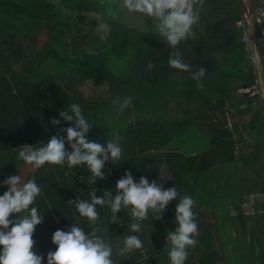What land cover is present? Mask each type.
Here are the masks:
<instances>
[{
	"label": "trees",
	"instance_id": "1",
	"mask_svg": "<svg viewBox=\"0 0 264 264\" xmlns=\"http://www.w3.org/2000/svg\"><path fill=\"white\" fill-rule=\"evenodd\" d=\"M246 5L244 0H202L200 5L193 4L199 18L174 49L156 30L144 32L118 21L101 0H0V163L9 167L0 169V181L10 176V171H17L22 182L35 178L40 186L41 195L34 206L43 215V221L33 236L38 254L46 257L49 251H54L51 242L54 231L68 230L76 222L78 214L70 200L90 199L93 188L97 196L104 190L114 196L116 180L129 170L137 180L147 176L149 181L157 180L165 188L175 186L181 195L193 199L197 243L187 249L185 264H241L237 255L231 259L228 252V244L235 245V238L231 240L222 232L226 228L231 230L228 221L232 218L223 202L224 193L231 196L230 205L237 209L236 219L246 230L242 204L235 202L239 193L232 188V176L237 174L239 162L228 118L233 122L235 115H250L247 128L255 140L254 153L241 159L244 168L264 159V114L256 107L258 97L238 91L256 88L252 54L245 49L236 26L239 12ZM75 17L89 19L94 28L108 27L104 39L99 31L93 33L88 51L82 56L67 43ZM43 29H47L49 38L32 64L27 51L37 45ZM258 38L264 63V25ZM177 50L190 66L189 71L168 64ZM126 58L131 59V72L114 74L110 60ZM54 63L63 69L62 73L68 71L87 83L105 88L108 101L81 94L74 96L58 82V73L50 66ZM201 68L203 75L194 78ZM126 97L131 100L121 112L119 103ZM72 103L79 104L93 123L89 136L100 143L118 128V120L112 123L109 114L136 118L135 127L130 125L125 136H132V141L136 138L137 150L135 143L131 147L127 141L128 153H123L105 171V178L95 184L83 165L69 169L66 165L46 164L34 170L17 159L21 148L47 142L57 134L50 120L59 119L58 113ZM68 126L69 123L62 122L59 127ZM189 137L194 138L190 141L192 145L186 142ZM199 143L201 147H196ZM166 150L171 152L162 153ZM205 158L204 171L200 172ZM216 165L220 167L218 175ZM218 176L225 181L216 188ZM5 190L6 187L0 188V192ZM261 192L264 194V182ZM175 203L170 202L159 219L149 213L161 241L157 254L148 250L147 264L169 262L163 230L175 227ZM256 208H262L264 214V204H257ZM97 211V234L112 247L113 264H142L139 261L143 260L142 249L123 255L119 251L125 236L140 233L130 230L133 222L130 210L117 213L120 224L110 223L112 214L107 207L97 206ZM79 222L85 231L93 227L82 218ZM249 233L253 255L254 229H249ZM250 258L264 264V251Z\"/></svg>",
	"mask_w": 264,
	"mask_h": 264
},
{
	"label": "clouds",
	"instance_id": "2",
	"mask_svg": "<svg viewBox=\"0 0 264 264\" xmlns=\"http://www.w3.org/2000/svg\"><path fill=\"white\" fill-rule=\"evenodd\" d=\"M121 7L128 13L151 18L159 36L174 49L199 18L193 10L192 0H122ZM168 64L178 70H190V66L180 58L178 50L171 54ZM203 72L201 68L194 78L203 75ZM130 100L131 97L124 98L119 103V111L127 108ZM58 116L59 119L50 120L57 134L47 142L21 148L17 159L31 165L34 170L46 164L66 165L69 169L83 165L91 173L93 184L104 179L105 164L111 161L115 165L122 157L121 138L114 134L105 143L91 139L89 133L93 123L85 117L77 103L70 104ZM62 122L70 126L59 127ZM5 187L6 190L0 193V264H45V261L46 264H113L112 247L103 236L97 234V206L110 209V223L116 224H120L117 213L123 209L130 210L134 221L129 226L130 230L139 233L149 213L152 218L159 219L168 204L175 201V227L167 230L165 236L169 264H185L187 249L197 243L198 226L192 211L193 199L189 195H181L175 186L165 188L163 183L149 181L147 176H140L137 180L131 171L125 170L115 182L114 196L109 190L97 196L93 188L89 193L90 199L69 201L74 205L78 218L68 230L54 231L51 242L55 250L49 251L45 257L38 254L33 239L36 227L43 221V215L34 206L41 195L40 186L35 178L22 182L20 175H10L0 181V188ZM13 214L14 217L10 218ZM81 218L93 225L91 230L85 231L80 226ZM122 244L119 249L121 255L143 248V241L135 234L125 236Z\"/></svg>",
	"mask_w": 264,
	"mask_h": 264
},
{
	"label": "rangeland",
	"instance_id": "3",
	"mask_svg": "<svg viewBox=\"0 0 264 264\" xmlns=\"http://www.w3.org/2000/svg\"><path fill=\"white\" fill-rule=\"evenodd\" d=\"M101 1L105 5H107L108 12H110L118 21L124 23L127 26L138 29L140 31L154 32L155 24L153 23L152 19L148 17H142L140 14L128 13L126 9H123L121 7L122 0H101ZM88 21L89 19L86 18L84 20H80L75 17L74 28L72 29V31L68 33V37H67V43L70 45V48L71 49L74 48L79 53L80 56L84 55V53L88 51V44L90 43L91 37L93 36L94 32L99 31L98 33L103 39L107 36V32H108L107 27L105 28L103 25H98L96 26V28H94L93 23H90ZM48 38H49V34L47 29H43L40 32L37 45L34 48H31L27 51L28 59L32 62V64L36 63L35 61L36 54L38 51H40L43 48L44 43L48 40ZM254 55H258V53H255ZM130 60L131 59L129 58L110 60V66L112 72L116 75H123L131 72L132 67ZM258 61H260V57L259 59L256 58V62ZM256 62H254V65ZM25 63L27 62L25 61ZM50 66L52 69L54 68L53 69L54 72L58 73L57 75L58 82L62 84L67 90H69L74 96L81 94L85 98L92 96L99 97V99L101 100L105 99L106 97L108 98L105 88L95 86L92 83H87L79 79V76L69 73L68 71L62 73L61 71H63V69L60 70L55 63L51 64ZM257 106L258 104L256 105V107ZM231 127L233 126L231 125ZM191 140H194V138L189 137L186 142L192 145V143H190ZM197 146L201 147V144L199 143L198 145H196V147ZM235 152H236V148H235ZM246 153L248 154V151H246ZM263 166H264V162H261L258 165L259 169H263ZM203 167L204 164L202 161L199 169H202ZM251 190H252L251 188L248 189V192H250ZM257 203L258 202H256V204ZM256 204H255L256 210L254 209V213L249 214V216H246L247 214L245 215L246 230L242 227V224L240 223L239 220H237L233 224L231 230H229L228 228L224 230L222 229V232L226 236H228L229 239L233 240L235 238L236 244L234 245L229 243L228 252L230 254L231 259L235 255H237L238 258L241 260V264H252V262L259 264L260 262L259 259L253 261L251 260L250 257L259 255L261 250L264 251V214H262V211H259L256 208ZM261 209L262 208H260V210ZM251 228L254 229L255 231V239L253 245L256 247V252L253 255L250 253L251 236L249 233V229ZM167 230H168L167 227H165L163 232L165 233L167 232ZM138 236H140L141 240L145 243L143 244L142 249H145L146 252H148V250H152L156 254L158 253L157 246L160 243L161 239L159 238V234L156 233V227L154 221L151 220L149 217L147 220L143 222L142 232H140ZM260 245H262L261 250H260ZM167 264H169V262H167Z\"/></svg>",
	"mask_w": 264,
	"mask_h": 264
},
{
	"label": "crops",
	"instance_id": "4",
	"mask_svg": "<svg viewBox=\"0 0 264 264\" xmlns=\"http://www.w3.org/2000/svg\"><path fill=\"white\" fill-rule=\"evenodd\" d=\"M96 15V14H95ZM108 28V27H107ZM154 31L156 30V26L154 27ZM262 44V42H261ZM263 45V44H262ZM260 61L256 62L254 65V70H255V77H256V88L254 90V94L258 97V106L257 108L261 110V112L264 114V63L262 60V55H261V50H260ZM259 59V57H258ZM102 88V87H101ZM95 97V96H92ZM105 98V97H104ZM109 98H105L103 100H107L108 101ZM111 102V101H110ZM234 112V111H232ZM231 112V113H232ZM110 118V121L113 123L114 120H118V128L116 129V131H111V127L110 129V134L108 135V139H112L114 137V134L116 136H119L121 138V146L123 148V153H128V146L126 144L127 141H129V143L132 145L137 144V140L136 138H134V141H132V136H125V131L127 129H129L130 125H133V127H135V123H136V118L134 116H124L122 114H118L117 116L113 115V114H109L108 115ZM250 119V115H235L233 122L231 121L230 118H228V123H231V125L233 127H235V129L231 126H229V128L234 131V137L236 140V152H235V157L236 160L239 162V170L237 172V174L232 176V181L234 183H232V188L235 191V193L238 191L239 195L237 200H235V202L237 203H243L248 196L250 195H257L259 196H264L263 192H261V185L264 182V166L263 169H259L258 165L261 162H264V159L256 162L254 165L251 166H247L246 168H244L243 166V162H241L242 158H246L249 157L250 155H252L254 153V144H255V140L253 135L251 136V134H249V130L247 128V123L249 122ZM169 136V135H168ZM170 136L174 137V133H171ZM169 137H167L168 139ZM105 140L104 143L107 141ZM137 150V145L134 147ZM246 151H248V154L246 153ZM171 151L166 150V151H162V153L164 154H169ZM206 158L205 160H203V164H205ZM113 165V163L111 161L107 162L105 164V167L103 169V171H107L111 166ZM9 168L7 165H3L0 163V169L3 168ZM257 167V168H256ZM205 166L200 169V172L204 171ZM220 171V167L219 165H216V175L219 174ZM11 175H17L18 172L17 171H10ZM225 181V179H222L220 176H218V180H216L215 183V187H218L219 183H223ZM252 189L250 192H248V189ZM233 191V192H234ZM2 193V192H0ZM224 200L223 202L227 205L226 207L229 210V216L232 217L230 221H228L231 225V227H233V224L238 220L236 219L237 216V209L235 206L230 205L231 204V196L229 195V193L225 194L224 193ZM257 202V200H256ZM257 204H261V203H257ZM243 209V208H242ZM263 214V213H262ZM245 215V214H244ZM249 216V215H246ZM245 216V219H246ZM13 216H10V218H13ZM224 217V216H223ZM226 219V218H224ZM230 219V218H228ZM227 223V222H225Z\"/></svg>",
	"mask_w": 264,
	"mask_h": 264
},
{
	"label": "built area",
	"instance_id": "5",
	"mask_svg": "<svg viewBox=\"0 0 264 264\" xmlns=\"http://www.w3.org/2000/svg\"><path fill=\"white\" fill-rule=\"evenodd\" d=\"M244 1L247 3V8L252 5V2H250L249 0ZM259 1L260 5H257L251 11L241 13L240 18L236 22L237 28H239V30L241 31L242 41L245 43V49L253 55V63L256 62V58L258 59V56L260 54V43L258 33L264 25V0ZM192 2L193 4L200 5L202 0H192ZM255 53H258V55H254ZM238 91L251 95L254 94V91H251L250 88H243L239 89ZM228 126H231V123H229ZM256 200L258 203L264 204V196L258 197L257 195L248 196V198L242 203V208L244 210L245 215L254 213ZM131 219L133 220L132 216ZM141 253L143 254V260L139 259V261H142V264H147L146 261L148 260V253L145 251V249H142Z\"/></svg>",
	"mask_w": 264,
	"mask_h": 264
},
{
	"label": "water",
	"instance_id": "6",
	"mask_svg": "<svg viewBox=\"0 0 264 264\" xmlns=\"http://www.w3.org/2000/svg\"><path fill=\"white\" fill-rule=\"evenodd\" d=\"M257 5H260V1H259V0H254V1L252 2V5H251L249 8L246 7L245 9H243L242 11H240L239 14L244 13V12H246V11H251V10H253Z\"/></svg>",
	"mask_w": 264,
	"mask_h": 264
}]
</instances>
